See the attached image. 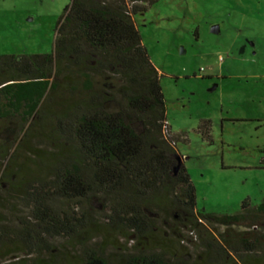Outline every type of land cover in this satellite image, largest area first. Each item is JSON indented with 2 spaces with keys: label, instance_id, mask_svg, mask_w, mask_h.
<instances>
[{
  "label": "trees",
  "instance_id": "16d2710c",
  "mask_svg": "<svg viewBox=\"0 0 264 264\" xmlns=\"http://www.w3.org/2000/svg\"><path fill=\"white\" fill-rule=\"evenodd\" d=\"M156 1L70 0L50 53L0 56V264H264V200L197 207L136 23Z\"/></svg>",
  "mask_w": 264,
  "mask_h": 264
},
{
  "label": "rangeland",
  "instance_id": "374dc122",
  "mask_svg": "<svg viewBox=\"0 0 264 264\" xmlns=\"http://www.w3.org/2000/svg\"><path fill=\"white\" fill-rule=\"evenodd\" d=\"M69 4L0 0V56L50 53ZM136 23L160 73L171 131L182 135L178 159L199 211L234 215L247 199L256 208L264 200V0H158ZM53 132L49 122L32 147ZM184 236L197 253L195 234ZM120 244L134 242L119 235Z\"/></svg>",
  "mask_w": 264,
  "mask_h": 264
}]
</instances>
